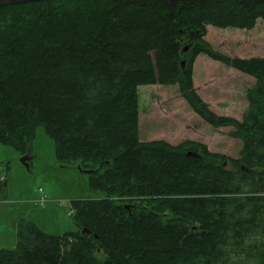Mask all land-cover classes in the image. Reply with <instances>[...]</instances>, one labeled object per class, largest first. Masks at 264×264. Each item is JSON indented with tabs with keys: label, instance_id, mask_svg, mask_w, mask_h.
<instances>
[{
	"label": "trees",
	"instance_id": "trees-1",
	"mask_svg": "<svg viewBox=\"0 0 264 264\" xmlns=\"http://www.w3.org/2000/svg\"><path fill=\"white\" fill-rule=\"evenodd\" d=\"M259 18L264 0L0 7V143L27 154L42 126L55 158L77 161L104 193L72 202L75 231L19 221L0 264H264V57H230L204 39L206 26L249 29ZM199 54L254 79L241 119L195 90ZM154 84L176 85L204 123L230 127L238 157L189 139L140 141L137 88Z\"/></svg>",
	"mask_w": 264,
	"mask_h": 264
},
{
	"label": "rangeland",
	"instance_id": "rangeland-1",
	"mask_svg": "<svg viewBox=\"0 0 264 264\" xmlns=\"http://www.w3.org/2000/svg\"><path fill=\"white\" fill-rule=\"evenodd\" d=\"M204 39L230 57H264V20L249 29L206 26ZM254 79L199 54L193 63V84L199 96L219 115L241 119L248 102L246 90ZM139 140L163 139L177 144L185 139L206 145L213 153L237 158L240 143L228 135L230 127L213 128L195 115L176 85H140ZM28 155L26 165L20 159ZM77 161L60 163L54 143L42 126L36 127L27 154L0 143V249H14L19 221L45 234L75 231L71 204L104 196L89 186V173ZM3 177V178H1Z\"/></svg>",
	"mask_w": 264,
	"mask_h": 264
},
{
	"label": "water",
	"instance_id": "water-1",
	"mask_svg": "<svg viewBox=\"0 0 264 264\" xmlns=\"http://www.w3.org/2000/svg\"><path fill=\"white\" fill-rule=\"evenodd\" d=\"M38 1H45V0H0V7L7 6V5L22 4V3H32V2H38ZM158 1H162L166 4L173 5L176 3H185V2L193 3V2L200 1V0H158ZM183 50L187 51L188 47L185 46ZM28 158H29L28 155H25L20 159V161L26 165V160ZM81 232L82 233H89V231L87 229H82Z\"/></svg>",
	"mask_w": 264,
	"mask_h": 264
},
{
	"label": "built area",
	"instance_id": "built-area-1",
	"mask_svg": "<svg viewBox=\"0 0 264 264\" xmlns=\"http://www.w3.org/2000/svg\"><path fill=\"white\" fill-rule=\"evenodd\" d=\"M1 178H3V177H1Z\"/></svg>",
	"mask_w": 264,
	"mask_h": 264
},
{
	"label": "crops",
	"instance_id": "crops-1",
	"mask_svg": "<svg viewBox=\"0 0 264 264\" xmlns=\"http://www.w3.org/2000/svg\"><path fill=\"white\" fill-rule=\"evenodd\" d=\"M1 249H3V248H1Z\"/></svg>",
	"mask_w": 264,
	"mask_h": 264
}]
</instances>
